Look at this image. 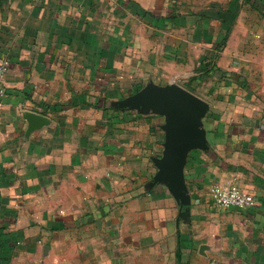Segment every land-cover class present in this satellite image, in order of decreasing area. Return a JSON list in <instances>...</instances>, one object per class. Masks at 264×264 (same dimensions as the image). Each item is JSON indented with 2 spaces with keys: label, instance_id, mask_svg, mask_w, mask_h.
<instances>
[{
  "label": "crops",
  "instance_id": "1",
  "mask_svg": "<svg viewBox=\"0 0 264 264\" xmlns=\"http://www.w3.org/2000/svg\"><path fill=\"white\" fill-rule=\"evenodd\" d=\"M231 1L0 0V264H264V88L241 76L213 104L191 90L208 104L206 147L187 153L182 208L153 183L164 117L117 105L191 75ZM217 52L222 75L230 59ZM26 111L50 121L32 127ZM216 182L253 206L218 207Z\"/></svg>",
  "mask_w": 264,
  "mask_h": 264
},
{
  "label": "rangeland",
  "instance_id": "2",
  "mask_svg": "<svg viewBox=\"0 0 264 264\" xmlns=\"http://www.w3.org/2000/svg\"><path fill=\"white\" fill-rule=\"evenodd\" d=\"M223 5L218 9L219 19H209V25L204 30L208 43L206 47L214 42L215 47L219 45L216 52L207 48L198 49V53L201 51L202 54L190 64L191 75L169 76L171 81L183 87L187 85L212 104L217 92L228 84L234 88L250 80L246 81L247 86L253 88L251 85L254 83L255 88H264V0H233ZM196 32L194 36L200 41V30ZM224 47L230 61L221 75L215 71L218 68L215 57H218L217 51ZM241 76L245 80L242 83L239 81ZM191 77L195 79L189 81Z\"/></svg>",
  "mask_w": 264,
  "mask_h": 264
},
{
  "label": "water",
  "instance_id": "3",
  "mask_svg": "<svg viewBox=\"0 0 264 264\" xmlns=\"http://www.w3.org/2000/svg\"><path fill=\"white\" fill-rule=\"evenodd\" d=\"M121 109L152 110L164 117L162 156L155 159L157 172L153 183H165L180 208L189 204L184 164L190 149L206 147L203 117L208 104L201 97L177 83L157 85L147 82L141 89L117 101ZM23 116L31 125L42 126L50 120L38 113L26 111ZM30 127V129H34Z\"/></svg>",
  "mask_w": 264,
  "mask_h": 264
},
{
  "label": "built area",
  "instance_id": "4",
  "mask_svg": "<svg viewBox=\"0 0 264 264\" xmlns=\"http://www.w3.org/2000/svg\"><path fill=\"white\" fill-rule=\"evenodd\" d=\"M7 58L0 57V125L2 123V98L4 96V76L7 71ZM209 193L214 203L221 208H237L240 210L247 209L253 206L254 196L240 188L237 184L232 182L227 183H213L210 186Z\"/></svg>",
  "mask_w": 264,
  "mask_h": 264
},
{
  "label": "trees",
  "instance_id": "5",
  "mask_svg": "<svg viewBox=\"0 0 264 264\" xmlns=\"http://www.w3.org/2000/svg\"><path fill=\"white\" fill-rule=\"evenodd\" d=\"M194 79H195V77H191V78L189 79V81H193ZM189 81H188V82H189ZM185 86H186V88H187L188 90H190V91L193 90V89H191L190 87H188L187 85H185ZM140 88H141V86H135V88L133 89L132 92H136V91H138ZM100 101H101L100 99H98V100L96 99V101H95L96 105L99 104ZM102 104H104V101H103Z\"/></svg>",
  "mask_w": 264,
  "mask_h": 264
}]
</instances>
